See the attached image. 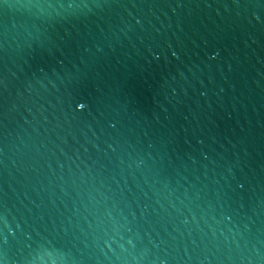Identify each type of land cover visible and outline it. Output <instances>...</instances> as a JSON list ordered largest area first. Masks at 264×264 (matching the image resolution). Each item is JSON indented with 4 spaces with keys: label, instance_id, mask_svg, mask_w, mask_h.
Returning <instances> with one entry per match:
<instances>
[{
    "label": "water",
    "instance_id": "obj_1",
    "mask_svg": "<svg viewBox=\"0 0 264 264\" xmlns=\"http://www.w3.org/2000/svg\"><path fill=\"white\" fill-rule=\"evenodd\" d=\"M0 264H264V0H0Z\"/></svg>",
    "mask_w": 264,
    "mask_h": 264
}]
</instances>
